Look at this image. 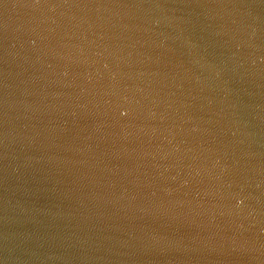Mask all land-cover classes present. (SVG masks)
<instances>
[{"label":"water","instance_id":"obj_1","mask_svg":"<svg viewBox=\"0 0 264 264\" xmlns=\"http://www.w3.org/2000/svg\"><path fill=\"white\" fill-rule=\"evenodd\" d=\"M0 264H264V0H0Z\"/></svg>","mask_w":264,"mask_h":264}]
</instances>
